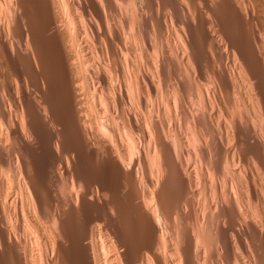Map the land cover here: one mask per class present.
<instances>
[{
  "label": "bare ground",
  "instance_id": "6f19581e",
  "mask_svg": "<svg viewBox=\"0 0 264 264\" xmlns=\"http://www.w3.org/2000/svg\"><path fill=\"white\" fill-rule=\"evenodd\" d=\"M31 1L0 0V264H264V0Z\"/></svg>",
  "mask_w": 264,
  "mask_h": 264
},
{
  "label": "rangeland",
  "instance_id": "374dc122",
  "mask_svg": "<svg viewBox=\"0 0 264 264\" xmlns=\"http://www.w3.org/2000/svg\"><path fill=\"white\" fill-rule=\"evenodd\" d=\"M32 1H33V0H32ZM32 1H31V2H28V4H26L27 2L24 4V12H25V14H26V13H29V14H26V15L28 16V18L32 19L31 21H34V20L37 19V16H36V15L38 14V13H37V9H38L39 6H38V5H37L38 7L36 6V3L38 2V0H34V1H33L34 3H33ZM35 1H36V2H35ZM196 2L198 3V5L201 3V2H199V1H197V0H196ZM29 3H30V4L32 3L34 6H33L32 4L30 5ZM37 4H38V3H37ZM121 5H122V4H121ZM125 5H126V4H125ZM25 6H26V7H25ZM81 6H83V5H81ZM32 7H34V9H33ZM35 7H37V9H36ZM122 7H124V6L122 5ZM39 8H40V7H39ZM31 9H32V10H31ZM40 9H41V8H40ZM40 9H38V10H39V13L41 12ZM201 10L205 12V10H204V8H203L202 6H201ZM218 11H219V10H218ZM219 12H221V13H219ZM219 12H218L219 15H221V17L223 16L222 18H224V17L226 18V15H225V12H224V11H221V10H220ZM82 14H83V13H82ZM216 14H217V13H216ZM216 14H215V15H216ZM32 15H33V16H32ZM83 15H84V14H83ZM224 15H225V16H224ZM30 16H32V17H30ZM34 17H35L36 19H35ZM33 18H34V20H33ZM37 20H38V19H37ZM37 20H36V21H37ZM38 22L40 23V21H38ZM38 22H37V27L34 29L35 32H36L37 29H39V30H37V32H36V34H35L36 39H37V40H40V39H42V37L44 38V40H45V41H44V45H46V47H47V48H46V47L44 46V49L46 50L45 53H48V54H49V49H50V47L47 46V43H46V38H47L46 36H47V34L41 32V31H42V30H41V26H38ZM38 27H39V28H38ZM246 28H247V29H246ZM249 28H250V29H249ZM249 28H248V27H244L243 31H241V33H240V36H243V37H240V36H239V37H240V40H241V38H242V39L244 40V42H245V40H246V42H251V40H252V33H253V30H254V29L252 30V27H249ZM40 30H41V31H40ZM40 32H41V33H40ZM44 32H45V31H44ZM125 33H126V30H125ZM244 33H245V34H244ZM37 34H38V35H37ZM198 34H199V33H198ZM242 34H243V35H242ZM44 35H45V37H44ZM127 35H128V34H127ZM197 36H198V35L196 34V36H195L196 41L198 42V44H201V42H203V40L200 41V39H201V35H199L200 38H198L199 36H198V37H197ZM124 37H126V35H124ZM127 37L129 38V36H127ZM237 37H238V36H237ZM38 38H40V39H38ZM128 38H126V40L123 38V40H125V43H126V44H127V43H130L129 45L127 44L128 46L126 45L127 48H126V46H125V48H126L128 51L130 50V52L132 51V49L134 50V52H136V51H135V50H136V49H135V45H134L135 43H132L133 41L131 40V38H130L129 40H127ZM246 38L248 39V41H247ZM249 38H250V39H249ZM197 39H198L199 41H198ZM113 40H114V38H113ZM94 41H95V40H93V41H91V42L93 43ZM96 41H98V40H96ZM96 41H95V42H96ZM131 41H132V42H131ZM95 42H94V44H92V47H93V48H95V47L98 45V43L101 45V42H100V41H98V43L96 42V45H95ZM131 43H132V45H134V46H132ZM251 43H252V42H251ZM123 44H124V43H123ZM205 44H206V43H205ZM207 44H208V43H207ZM207 44L204 45V47L201 46V45H200L199 47H200L201 49H202V48L204 49V48L206 47V48L204 49V51L207 52L208 49H209V48H207ZM93 45H94L95 47H94ZM117 45H118V43L115 45V47H117V49H116V48H114V49H116V50L118 51L119 56H120L121 54H123V56H122V55L120 56L121 58L125 57V52H126V55H127V53H128V52L126 51V49L122 48L125 44H124L123 46H122V44H121V46H117ZM202 45H203V44H202ZM129 46H132V47H130V48H132V49H130V48L128 49ZM98 47H99V45H98ZM98 47L95 48L96 50H94L93 48H91V51H92V50H93V51H96V52H93V51H92V54L94 53L93 55H95V56H99L98 58H100V56L103 54V51H104V53L110 51V49L108 48V46H106V47H102V45H101L100 48H98ZM101 48H102V49H101ZM103 48H104V49H103ZM106 48H107L108 51L106 50ZM123 49H124V50H123ZM201 49H199V50L201 51V55H204V51H202ZM97 50H99V51H100V50H101V51L103 50V51H102V54H101V55L98 54L99 51H97ZM105 50H106V51H105ZM124 51H125V52H124ZM96 53H97L98 55H97ZM99 53H101V52H99ZM133 54H134V53L132 52V55H133ZM201 55H200L201 59H202V58H205V56L202 57ZM95 56H94V58H95V61H96L97 58H96ZM134 56H135V55H134ZM94 58H93V59H94ZM201 61H202V63H203V62H205V59H204V60H201ZM205 63H206V62H205ZM205 63H203L202 65L204 66V70L208 71V65H206L207 63H206V64H205ZM204 64H205V65H204ZM205 68H207V69H205ZM206 71H205V72H206ZM204 78H206V77H204ZM206 80H207V78H206ZM203 82L206 83L205 79H204ZM192 91H193V90H192ZM192 91H191V93H192ZM194 94H196L195 91H193V95H194ZM193 95H191V96H193ZM194 96H195V95H194ZM194 96H193V97H194ZM194 98H195V97H194ZM192 99H193V98H192ZM195 99H196V98H195ZM170 126H172V124H170ZM69 187H70L69 185L66 186L67 189H69ZM120 193H121V192H118V193H117V194H118V200H119V201H121V200L125 197V194H124V193H121V194H120ZM123 194H124V195H123ZM119 195H121V196H119ZM123 196H124V197H123ZM112 210H113L114 212H113ZM122 210H123V211H122ZM124 210H125V209L122 208L121 210H119L120 212H117L116 209H113V208H112L110 211H108V214H109L110 217H111V220H110V221H111V224H112V228H113V230H117V229L119 230L120 228H121L120 230H122V229H124V231L127 230L128 225L126 224V221H125L126 219L124 218V214H125V211H124ZM121 213H122L123 215H122ZM111 215H112V216H111ZM120 215H121V216H120ZM119 216H120V217H119ZM121 218H122V219H121ZM124 221H125V223H124ZM123 223H124V224H123ZM117 224H118V225H117ZM117 226H118L119 228H118ZM116 227H117V228H116ZM124 227H125V228L127 227V228L125 229Z\"/></svg>",
  "mask_w": 264,
  "mask_h": 264
}]
</instances>
